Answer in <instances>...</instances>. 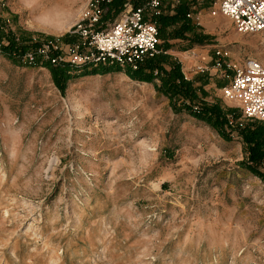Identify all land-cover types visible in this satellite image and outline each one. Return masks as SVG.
<instances>
[{
	"label": "rangeland",
	"instance_id": "obj_1",
	"mask_svg": "<svg viewBox=\"0 0 264 264\" xmlns=\"http://www.w3.org/2000/svg\"><path fill=\"white\" fill-rule=\"evenodd\" d=\"M162 2L163 13L190 7L192 31L161 38L164 67L178 64L196 93L176 109L160 79L29 66L0 49V264H264V178L247 168L240 134L257 120L224 97L231 72L191 69L211 67L215 47L233 63L259 59L262 39L212 16L215 0ZM85 3L0 0V25L28 45L62 38ZM111 11L104 26L123 8ZM214 105L226 136L195 117Z\"/></svg>",
	"mask_w": 264,
	"mask_h": 264
},
{
	"label": "built area",
	"instance_id": "obj_2",
	"mask_svg": "<svg viewBox=\"0 0 264 264\" xmlns=\"http://www.w3.org/2000/svg\"><path fill=\"white\" fill-rule=\"evenodd\" d=\"M113 1L88 0L84 14L69 31L71 42H65L63 37L31 42L30 49L15 56L21 63L35 67L71 63L135 71L147 60L166 55L157 23L163 13L162 0L127 1L118 19L104 26ZM215 4L212 16L229 18L239 35L260 36L264 48V0H215ZM212 52L211 67L199 65L191 69L195 73L211 69L222 75L231 72L230 82L223 88L224 97L240 104L246 120L264 121V55L233 63L229 50L215 47Z\"/></svg>",
	"mask_w": 264,
	"mask_h": 264
},
{
	"label": "trees",
	"instance_id": "obj_3",
	"mask_svg": "<svg viewBox=\"0 0 264 264\" xmlns=\"http://www.w3.org/2000/svg\"><path fill=\"white\" fill-rule=\"evenodd\" d=\"M127 1L130 0L113 1L111 6L112 11L110 10V15H112L114 11V14L111 16L112 19L116 16L115 14L123 8L124 3ZM131 1H134V3L141 2V0ZM173 10V14L164 12L158 18L157 23L159 25L161 38H165V32L170 27L180 26L179 28L176 27L174 31L176 38H185V33L192 31L191 20L187 16L190 13V7L182 3L176 5ZM10 35L11 34L7 35L5 33L3 27L0 28V49L9 54L16 55L19 51L23 52L28 47L31 48L30 46H33L32 43H30L31 45L25 44L26 41L23 37L15 39L16 37L14 36L15 38L12 39ZM4 38L8 39L7 46L3 45ZM63 40L65 42H71L72 38L66 35L63 37ZM195 41L198 44H205L209 41V38L208 36H199L195 38ZM166 48H169V46H166ZM167 57V55H160L154 59L147 60L139 69L135 71L128 70L127 74L132 78L145 82L155 83L158 79H160L161 84L156 86L157 90L170 97L172 105L176 109L177 104L175 101L177 99L180 100L182 98H186L193 100L196 97V93L193 84L184 80L178 64H175L174 62L168 63L171 65L170 70H167L164 67V63L167 62ZM113 71H120V69H108V72ZM156 71H158L157 74L155 73ZM183 107L187 110L191 109L188 105H183ZM202 111L203 113L200 112V115H195V117L212 127L217 128L224 134V131L222 132V128L226 125V119L224 111L221 107L219 105L211 107L205 106ZM192 115L194 116V114ZM240 134L242 135L244 144L246 145L247 158L245 160V164L247 165V168L253 171L255 175L264 178V122L254 121L251 124H248L245 128H243ZM224 136H226V134H224Z\"/></svg>",
	"mask_w": 264,
	"mask_h": 264
},
{
	"label": "crops",
	"instance_id": "obj_4",
	"mask_svg": "<svg viewBox=\"0 0 264 264\" xmlns=\"http://www.w3.org/2000/svg\"><path fill=\"white\" fill-rule=\"evenodd\" d=\"M81 1L83 2L84 0H81ZM87 3H88V0H86V3H85V4L83 5V7L80 9V12H81V13L84 11L85 7L87 6ZM173 7H175V6H173ZM173 9H174V8H173ZM171 14H173V13H171ZM211 60H212V59L210 58V61H209L210 63H211ZM209 62H208V63H209Z\"/></svg>",
	"mask_w": 264,
	"mask_h": 264
}]
</instances>
